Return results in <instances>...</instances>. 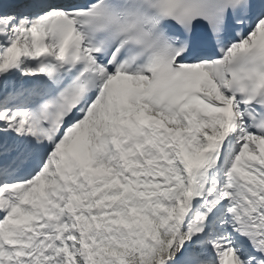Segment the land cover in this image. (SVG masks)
<instances>
[{
	"label": "snow or ice",
	"instance_id": "6c2138e0",
	"mask_svg": "<svg viewBox=\"0 0 264 264\" xmlns=\"http://www.w3.org/2000/svg\"><path fill=\"white\" fill-rule=\"evenodd\" d=\"M0 264H264V0H0Z\"/></svg>",
	"mask_w": 264,
	"mask_h": 264
}]
</instances>
